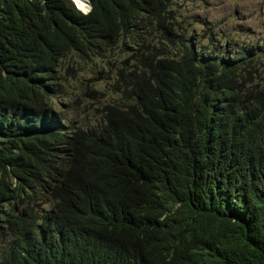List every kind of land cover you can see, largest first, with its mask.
<instances>
[{"label": "trees", "instance_id": "1", "mask_svg": "<svg viewBox=\"0 0 264 264\" xmlns=\"http://www.w3.org/2000/svg\"><path fill=\"white\" fill-rule=\"evenodd\" d=\"M89 1L0 0V264H264V37Z\"/></svg>", "mask_w": 264, "mask_h": 264}, {"label": "rangeland", "instance_id": "2", "mask_svg": "<svg viewBox=\"0 0 264 264\" xmlns=\"http://www.w3.org/2000/svg\"><path fill=\"white\" fill-rule=\"evenodd\" d=\"M181 1L183 12L190 11L222 25L247 30L254 41L264 37V0Z\"/></svg>", "mask_w": 264, "mask_h": 264}, {"label": "clouds", "instance_id": "3", "mask_svg": "<svg viewBox=\"0 0 264 264\" xmlns=\"http://www.w3.org/2000/svg\"><path fill=\"white\" fill-rule=\"evenodd\" d=\"M72 3H73V5L75 6V8L78 10V11H80L81 13H83V14H86V13H88L89 11H87V9H88V7H87V9L86 10H82L79 6H78V4L76 5V1L75 0H70ZM87 2V1H86ZM90 2V1H89ZM90 5H91V3H90ZM90 9H91V7H90ZM199 15V14H198ZM205 19V18H204ZM207 20V19H206ZM237 29H239V28H237ZM240 31H241V33H243L244 35H246L249 39H251L254 43H258V44H260L261 43V41H254L250 36H249V32L247 31V30H242V29H239ZM240 39H246L245 37H240Z\"/></svg>", "mask_w": 264, "mask_h": 264}, {"label": "water", "instance_id": "4", "mask_svg": "<svg viewBox=\"0 0 264 264\" xmlns=\"http://www.w3.org/2000/svg\"><path fill=\"white\" fill-rule=\"evenodd\" d=\"M87 1V4H88V9H87V11H89L90 10V7H91V5H90V2H89V0H86ZM76 5H77V3H76Z\"/></svg>", "mask_w": 264, "mask_h": 264}]
</instances>
